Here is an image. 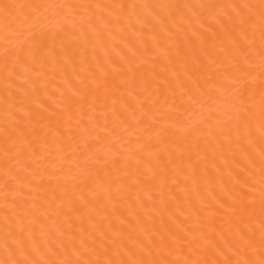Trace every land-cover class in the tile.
<instances>
[{
    "label": "snow or ice",
    "instance_id": "obj_1",
    "mask_svg": "<svg viewBox=\"0 0 264 264\" xmlns=\"http://www.w3.org/2000/svg\"><path fill=\"white\" fill-rule=\"evenodd\" d=\"M0 264H264V0H0Z\"/></svg>",
    "mask_w": 264,
    "mask_h": 264
}]
</instances>
